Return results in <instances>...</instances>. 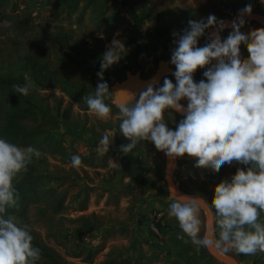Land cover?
I'll use <instances>...</instances> for the list:
<instances>
[{"label":"rangeland","instance_id":"374dc122","mask_svg":"<svg viewBox=\"0 0 264 264\" xmlns=\"http://www.w3.org/2000/svg\"><path fill=\"white\" fill-rule=\"evenodd\" d=\"M159 2L0 0V138L38 150L35 171L56 189L55 194L43 193V198L24 212L8 211L18 223L29 225L33 241L51 254L42 256L36 264H221L207 248L197 252L186 236L178 239V234L183 235L178 222L168 216L175 198L166 187L164 156L159 157L153 148L145 150L140 143L133 152L121 151V145L129 141L119 132L120 112L112 102L111 87L126 77L128 69L150 77L161 59H169L176 71L171 63L178 46L175 41L189 28V21H206L210 15L219 21L249 4L264 12V3L206 0L181 10L159 9ZM261 27L245 21L241 32ZM209 29L199 39V46L209 42ZM232 31L220 32L221 40ZM113 39L123 42L125 52L118 63L104 71L102 81L97 73ZM240 47L241 57L247 58L246 44ZM206 70L201 68L194 74L197 83L206 80ZM165 78L176 83L171 73L155 87H161ZM3 79H12L14 85L29 84V94L13 100ZM100 82H107L110 91L105 97L111 108L107 120L91 113L84 100L94 94ZM25 99L49 111L43 130L37 128L42 117L39 110L19 117L22 125L36 131L33 144L14 140L3 131L7 111L26 104ZM164 116L170 130H176L185 118L172 109H167ZM109 129L115 130L116 142L111 152L101 153L98 142ZM74 155L81 158L79 167L72 164ZM249 166L226 163L214 172L197 167L196 158L185 154L178 157L174 178L180 187L211 203L217 184L231 180L238 168L246 170ZM56 195L63 197L59 212L50 207ZM260 219L264 221V213ZM201 220L203 235V210ZM218 232L216 229L215 239ZM226 253L234 254L242 264H264V253Z\"/></svg>","mask_w":264,"mask_h":264},{"label":"clouds","instance_id":"9594fccd","mask_svg":"<svg viewBox=\"0 0 264 264\" xmlns=\"http://www.w3.org/2000/svg\"><path fill=\"white\" fill-rule=\"evenodd\" d=\"M251 11V4L241 10L225 40L219 35L224 22L214 15L206 21H189V28L178 34V46L171 57L176 83L165 78L161 87L149 84L138 97L126 92L128 99L118 104L119 132L130 141L121 145L124 154L133 152L141 141H150L168 157L187 154L196 158L197 167L214 172L226 163L250 165L246 170L238 168L231 180L217 184L211 203L172 190L176 198L168 216L178 222L183 234H178V239L186 236L197 252L214 245L225 252L264 253V221L260 219L264 213V27L241 32L243 17ZM212 27L218 31L205 46H199V39ZM242 43L247 46V58L241 57ZM124 52L123 42L113 39L97 73L102 81L104 71L118 63ZM201 68L207 69L203 73L206 80L197 83L194 74ZM29 88V84L13 85L21 96H27ZM109 93L107 82H100L94 94L84 97L89 111L102 120L111 113L105 103ZM182 100H187L186 107ZM167 109L185 117L176 130L165 123ZM110 135L107 130L101 140L104 151L109 150ZM34 156H40L34 147L0 138V264H36L42 256V250L33 244L30 226L8 214L9 208L19 206L15 183L28 171ZM72 164L79 167L80 156L74 155ZM205 209L211 213L212 230L201 235V212ZM215 229L219 230L218 239L213 240L210 237L216 236Z\"/></svg>","mask_w":264,"mask_h":264},{"label":"water","instance_id":"95a60500","mask_svg":"<svg viewBox=\"0 0 264 264\" xmlns=\"http://www.w3.org/2000/svg\"><path fill=\"white\" fill-rule=\"evenodd\" d=\"M163 3L160 5L161 9H173V8H179L181 10H185L188 8L189 5L197 6L201 3H203L206 0H162ZM264 3V0H262ZM241 11L237 12L231 17L222 18L219 21H223L225 27L223 30L232 29V22L237 21L240 17ZM243 19L245 21H255L260 23L262 26H264V13L258 12V11H251L250 15H244ZM218 31V27H212L209 29V39L210 35L213 32ZM221 31H219L220 33ZM217 63V61H214L213 64ZM175 69L170 65L169 59H161L159 61L158 67L153 75L150 77L145 78L142 75V72L140 70L138 71H126V77L123 80L116 81L112 87L111 91L113 93V100L112 102L116 105L119 103L124 102L128 99V94H132L136 97L139 96L141 92L146 90L149 84H153L154 86H157L160 84L161 80L168 74L174 73ZM127 92V93H126ZM181 103L186 107L187 103L181 101ZM174 111V110H173ZM177 114L184 116L182 113L175 111ZM109 132H111L110 135V147L116 142L115 138V130L109 129ZM109 147V148H110ZM97 149L105 153L107 151H104L101 149V142H99V146ZM164 161H165V177H166V187L170 193V195L174 198L175 195L172 193V190L174 189L178 195H187L191 197H201L206 199L200 194H196L194 192H186L180 188V186L175 181V171L177 167V161L178 157L173 159L171 157H168L165 152H163ZM207 200V199H206ZM205 215V230L208 231L212 230V216L211 213H209L206 209L203 210ZM216 231V229H215ZM210 239L215 240V237H210ZM208 252L219 262L222 264H242L239 259L234 254H229L224 251H222L220 248L215 247L214 245H210L207 247Z\"/></svg>","mask_w":264,"mask_h":264},{"label":"trees","instance_id":"16d2710c","mask_svg":"<svg viewBox=\"0 0 264 264\" xmlns=\"http://www.w3.org/2000/svg\"><path fill=\"white\" fill-rule=\"evenodd\" d=\"M145 1L155 2L157 0H145ZM252 11H258V12L264 13L259 8L252 9ZM136 18L137 16L135 17V19ZM222 31L224 32L225 30H222ZM2 84L6 86L7 92L8 94L12 96L13 100L24 99V96H21L20 94L14 92V89H13L14 84L12 82V79H3ZM109 94L107 96H109ZM24 102L26 104L17 106L15 108H10L7 111L6 121L4 124L3 131L7 133L9 137H11L14 140H21V141L27 142L28 144H33V141L36 136V131L33 128L28 129L26 126L22 125L20 123L19 117L23 113L24 114L25 113L27 114L35 113L36 110L37 111L39 110L40 112H42V117H41V121L39 122L37 128H41L43 130V127L45 126V123H46L45 118L49 115V111L46 109L47 107L43 108V107L37 106V104H35L32 100L25 99ZM42 134L40 136H42ZM81 134H83L84 136L83 132H80V135ZM140 144L143 146L145 150H150L153 148L155 151H157L156 154L159 157L163 158V151H159L155 147L154 143L150 141H141ZM111 150H113V147H111ZM35 160H36V157L34 156L33 162L28 166V171L26 173H22L21 177L18 179V182L15 183V187L20 197L19 202H18L19 206L17 208H9L8 211L18 209L19 211L24 212L29 207L30 204L39 202L43 198V193H48V194L56 193V189L54 187L48 186V182L43 179L45 176L44 175L41 176V174H37V172L35 171L36 169ZM180 188L186 192H193L189 189H185L182 187ZM50 207L55 212L61 211L63 209V197L59 198V195H56L55 199L50 204ZM155 225L157 227H160L159 223H155ZM33 244L34 246L39 247L42 250L43 257L45 255L51 257V254L45 253V248L40 246L38 242L33 241ZM88 253H91V252H88ZM56 264H61V262L57 261Z\"/></svg>","mask_w":264,"mask_h":264},{"label":"crops","instance_id":"0c3cea01","mask_svg":"<svg viewBox=\"0 0 264 264\" xmlns=\"http://www.w3.org/2000/svg\"><path fill=\"white\" fill-rule=\"evenodd\" d=\"M254 22H255V21H254ZM256 23H258V22H256ZM258 24H260V23H258ZM260 25H261V24H260ZM263 27H264V26H263ZM128 70H130V69H128ZM100 142H101V141H100ZM98 146H99V142H98ZM98 146H97V147H98ZM108 151H109V152L112 151V150H111V147H110V149H109ZM108 151H107V152H108ZM107 152H105V153H107ZM101 153H102V152H101Z\"/></svg>","mask_w":264,"mask_h":264},{"label":"flooded vegetation","instance_id":"af4514ba","mask_svg":"<svg viewBox=\"0 0 264 264\" xmlns=\"http://www.w3.org/2000/svg\"><path fill=\"white\" fill-rule=\"evenodd\" d=\"M160 4H157V8H159V9H161L160 8V5L163 3V1L162 0H160V2H159ZM145 78H147V77H145Z\"/></svg>","mask_w":264,"mask_h":264}]
</instances>
